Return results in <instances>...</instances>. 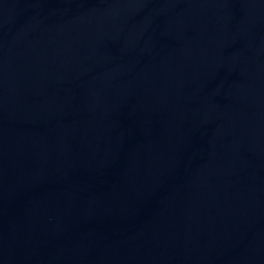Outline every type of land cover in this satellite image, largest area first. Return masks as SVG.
Segmentation results:
<instances>
[{
  "label": "water",
  "instance_id": "water-1",
  "mask_svg": "<svg viewBox=\"0 0 264 264\" xmlns=\"http://www.w3.org/2000/svg\"><path fill=\"white\" fill-rule=\"evenodd\" d=\"M0 264H264V0H0Z\"/></svg>",
  "mask_w": 264,
  "mask_h": 264
}]
</instances>
